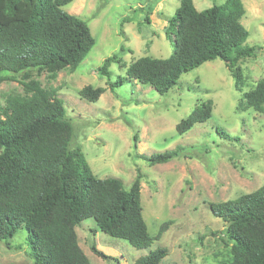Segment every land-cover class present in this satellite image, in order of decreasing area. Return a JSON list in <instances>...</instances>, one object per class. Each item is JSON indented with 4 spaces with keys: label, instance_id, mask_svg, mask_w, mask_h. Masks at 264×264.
<instances>
[{
    "label": "rangeland",
    "instance_id": "rangeland-1",
    "mask_svg": "<svg viewBox=\"0 0 264 264\" xmlns=\"http://www.w3.org/2000/svg\"><path fill=\"white\" fill-rule=\"evenodd\" d=\"M226 1L194 3L204 10ZM242 1L246 12L241 21L250 33L246 44L256 47L239 62L243 84L237 88L225 61L216 58L184 72L165 93L126 78V70L142 56L166 59L173 53L176 33L169 19L181 0H73L63 6L89 24L96 43L75 70L63 69L55 78L33 73V78L58 90L74 125L72 144L81 147L97 177L120 178L126 188L140 177L150 234L170 221L160 239L136 248L103 231L94 218L84 219L76 230L91 264H135L158 247L168 249L161 264L231 260L233 241L210 203L237 198L264 183V105L256 110L242 98L264 80V0ZM114 54L110 75H105L99 68ZM20 79L0 83V106L9 95L24 94ZM120 79L123 83L112 89L111 83ZM87 85L106 90L89 101L80 94ZM208 100L212 116L180 134L177 124ZM179 146L178 157L150 164L152 154ZM9 242L10 247L0 241V264H34L26 228ZM93 244L105 257L92 251Z\"/></svg>",
    "mask_w": 264,
    "mask_h": 264
},
{
    "label": "trees",
    "instance_id": "trees-1",
    "mask_svg": "<svg viewBox=\"0 0 264 264\" xmlns=\"http://www.w3.org/2000/svg\"><path fill=\"white\" fill-rule=\"evenodd\" d=\"M73 0H0V83L21 77L24 94H11L0 106V241L21 227L28 231L34 264H91L76 230L92 217L106 233L146 248L160 239L170 221L155 236L143 216L140 177L126 188L117 177H97L81 147L73 146L74 125L58 90L42 86L33 73L55 78L63 69L75 70L96 43L89 24L63 6ZM242 0L198 10L194 0H181L169 19L174 28V51L166 59L142 56L126 70V78L149 84L165 93L181 75L206 61L221 58L243 84L244 57L256 47L241 19ZM117 55L107 57L99 70L110 75ZM123 83L120 79L111 88ZM106 89L87 85L80 94L96 101ZM248 107L264 105V80L242 95ZM1 105V104H0ZM208 100L177 124L182 134L208 120ZM137 139V135H135ZM182 147L154 153L150 164L178 157ZM211 211L224 220V233L233 241L232 258L224 264H264V183L256 190L222 202ZM92 251L105 257L95 244ZM166 247L152 249L135 264H161Z\"/></svg>",
    "mask_w": 264,
    "mask_h": 264
}]
</instances>
